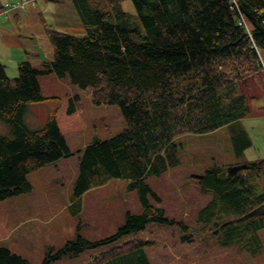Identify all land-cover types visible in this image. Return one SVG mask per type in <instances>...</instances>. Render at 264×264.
I'll list each match as a JSON object with an SVG mask.
<instances>
[{"label": "trees", "instance_id": "trees-1", "mask_svg": "<svg viewBox=\"0 0 264 264\" xmlns=\"http://www.w3.org/2000/svg\"><path fill=\"white\" fill-rule=\"evenodd\" d=\"M73 0L82 32L45 24L54 56L40 66L18 63L11 78L0 60V118L12 135L0 134V203L32 190L29 174L73 154L52 110L42 127L31 128L25 114L32 104L49 99L40 77L55 73L89 90L96 105H117L126 127L110 138H94L82 150L74 183L73 213L82 196L112 179L129 180L144 208L127 213L115 234L89 241L80 234L42 264L131 237L93 258L91 264H152L150 244L132 236L150 223H186L169 218L150 202L160 197L146 182L163 164L178 161L175 137L208 133L238 124L251 112L254 79L264 76V0ZM4 3L0 1V11ZM75 100L81 99L79 93ZM69 113L76 111L70 100ZM238 154L252 145L244 129L233 131ZM228 177L225 166L208 167L191 182L212 198L200 209L195 234L210 233L221 247L259 253L264 227V158ZM0 264H31L25 257L0 247Z\"/></svg>", "mask_w": 264, "mask_h": 264}, {"label": "rangeland", "instance_id": "rangeland-1", "mask_svg": "<svg viewBox=\"0 0 264 264\" xmlns=\"http://www.w3.org/2000/svg\"><path fill=\"white\" fill-rule=\"evenodd\" d=\"M72 2L40 0L20 11L26 19L20 26L23 39L33 42L36 37L41 45L48 47L46 52L51 57L52 43L45 33V24L72 32H77L72 29L75 27L83 29ZM122 5L126 11L136 13L131 0H124ZM8 19L0 16L1 25L5 21L8 24ZM40 82L49 99L32 104L25 114V122L31 128L42 127L49 113L57 109V121L73 154L32 171L28 177L32 190L0 203V247L9 248L31 264H42L49 252L56 254L79 234L93 242L110 237L125 223L129 211L141 214L144 210L137 190L129 189V180L112 179L86 192L81 209L77 213L71 211L82 150L96 137L106 139L119 134L126 122L117 105H96L89 90L74 86L68 79L49 73L41 76ZM251 87L255 97L250 100L251 112L247 118L208 133L176 136L174 152L178 161L171 164L168 160L160 174L146 179L160 197L159 201L150 196V202L163 208L169 218L187 226L150 223L132 236L150 243L146 251L152 264H264V227L258 231L262 249L256 254L234 246L221 247L210 233L194 235L192 241L184 240V236L195 234L200 227L198 213L212 198L211 193H203L191 182V177L204 174L214 165L225 166L227 170L231 165L264 158V76L258 75ZM77 93L81 96L79 100L74 98ZM71 99L76 106L73 113L68 111ZM240 129L248 132L252 145L238 154L233 131ZM0 134L12 135L10 124L1 118ZM258 182L264 187V176ZM129 238L87 249L78 255L64 254L50 264H91L94 257Z\"/></svg>", "mask_w": 264, "mask_h": 264}, {"label": "crops", "instance_id": "crops-1", "mask_svg": "<svg viewBox=\"0 0 264 264\" xmlns=\"http://www.w3.org/2000/svg\"><path fill=\"white\" fill-rule=\"evenodd\" d=\"M5 1L8 0H2V3H4ZM12 18L15 21H13ZM8 21V24L6 23L7 21L3 22V25L0 29V60L6 66L8 75H17L18 63L20 61L28 60L33 65L40 66L44 61H48L53 58V45L51 47L53 54L50 57L46 52V49H48V47L41 45L36 37L35 41L33 42H29L26 39H23L24 34H22L23 32L21 31L22 28L20 26L24 24L26 19L21 12L15 14L13 13L12 17L9 18ZM15 22L17 25L15 24ZM72 29H76L77 32L84 31V28L80 29L75 27ZM7 65H10L9 68L13 66L10 72Z\"/></svg>", "mask_w": 264, "mask_h": 264}, {"label": "built area", "instance_id": "built-area-1", "mask_svg": "<svg viewBox=\"0 0 264 264\" xmlns=\"http://www.w3.org/2000/svg\"><path fill=\"white\" fill-rule=\"evenodd\" d=\"M36 0H20L16 3H6L4 11H2L1 15H6L13 10L17 9H23L25 8L28 4L34 3Z\"/></svg>", "mask_w": 264, "mask_h": 264}, {"label": "water", "instance_id": "water-1", "mask_svg": "<svg viewBox=\"0 0 264 264\" xmlns=\"http://www.w3.org/2000/svg\"><path fill=\"white\" fill-rule=\"evenodd\" d=\"M248 167L247 163L237 164V165H231L227 168V174L228 177H232L236 174H238L240 171L246 169Z\"/></svg>", "mask_w": 264, "mask_h": 264}]
</instances>
